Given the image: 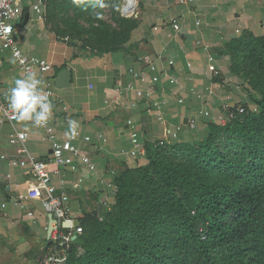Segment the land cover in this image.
Returning a JSON list of instances; mask_svg holds the SVG:
<instances>
[{
	"label": "crops",
	"instance_id": "crops-1",
	"mask_svg": "<svg viewBox=\"0 0 264 264\" xmlns=\"http://www.w3.org/2000/svg\"><path fill=\"white\" fill-rule=\"evenodd\" d=\"M138 6L131 41L116 54L105 57L77 55L61 46L46 31L45 22L37 21L28 4H24L23 17L16 23V40L22 50L54 67L51 74L54 87L62 66L72 72L70 88L56 89V98L51 101V124L57 139H69L65 135L69 131L68 119L76 120L80 125L78 132L92 139L90 144L74 140L73 145L91 158L97 168L95 172H88L85 167L75 172L69 168L58 169L54 164L46 167L55 186L62 180L67 183L84 180L82 191L70 190L74 220L80 221L83 212L90 213L86 208L93 204L95 189L101 201L111 200L110 190L102 184L103 180H109V169L118 166L120 161L132 166L144 159L121 155L122 150L130 148L129 120L134 122L145 145L158 141L176 143L178 138L191 135L177 130L188 118L198 122L193 135L205 134L208 121L196 118L200 111L210 112L217 122L222 115L225 117L226 107L250 104V97L231 73L232 44L238 39L264 36V0H195L194 4L138 0ZM26 13L30 14L27 23ZM174 20L180 26L179 32L173 29ZM32 48L37 50L35 54ZM150 64L156 67L155 72H151ZM131 70L143 75L145 81L135 80ZM154 76L159 81L153 86L150 80ZM22 77L12 56L0 51L2 105L9 107L6 99L9 89ZM128 86L133 89L129 90ZM211 90L213 94L209 95ZM147 92H152V99L147 100ZM152 102L163 104L159 112L165 125L158 121ZM15 131L29 135L25 147L31 155L38 160L50 158L51 146L43 128L31 122L10 124L4 121L2 112L0 155L9 160L18 157V147L9 143ZM9 160L0 165V264H38L39 257L45 258L54 246L49 233L51 216L40 201L27 199L35 181L24 170L12 167ZM57 169L59 175H55Z\"/></svg>",
	"mask_w": 264,
	"mask_h": 264
},
{
	"label": "trees",
	"instance_id": "trees-1",
	"mask_svg": "<svg viewBox=\"0 0 264 264\" xmlns=\"http://www.w3.org/2000/svg\"><path fill=\"white\" fill-rule=\"evenodd\" d=\"M244 42L232 44L233 65L247 46L257 56V68L264 69V36ZM259 104L264 105V98ZM254 116L246 107L244 115L228 123L230 133L243 141L248 158L255 156L257 144L250 125ZM207 126V139L194 146V164L189 166L165 162L166 144L145 145L149 166L157 170L182 211L173 224L176 236L153 243L148 230L130 219L131 178L125 175L117 182L118 216L93 232H87L86 220L80 219L82 234L71 245L65 264H264V163L231 160L214 145L211 130L218 125ZM230 176L238 180L229 181ZM147 211L152 213L151 224L160 220L159 207L149 205ZM152 231L158 236L165 228Z\"/></svg>",
	"mask_w": 264,
	"mask_h": 264
},
{
	"label": "rangeland",
	"instance_id": "rangeland-1",
	"mask_svg": "<svg viewBox=\"0 0 264 264\" xmlns=\"http://www.w3.org/2000/svg\"><path fill=\"white\" fill-rule=\"evenodd\" d=\"M135 1V14L131 17H124L121 13L122 0H104L107 5L104 9L94 7L95 0H46L44 26L56 42L68 50H73L74 54L96 57L110 56L119 52L131 41V28H134L138 17V0ZM97 11L102 13V19H96L93 15ZM65 38L69 40L66 41ZM31 52L35 54L34 52L37 50L32 48ZM257 66L256 54L249 47L244 46L233 65L234 68L231 69L238 86L250 97V104L243 105L250 110L254 107L258 109L250 122L257 139L253 158H248L243 152V141L235 134L230 133L229 121L223 115L217 122H214L215 117L212 115L208 118H197L208 121L207 125H218L211 130L214 145L222 153L227 154L231 160L246 164L253 161L258 165L264 163V105L259 104L264 98V69L260 70ZM196 125L198 126L197 121ZM197 126L194 130L187 128L180 133H190L191 135L187 138H178L176 143L170 141L163 147L162 158L165 162L181 166L194 164L191 157L192 150L198 143L205 142L209 134L207 126L203 136L199 137L195 133L193 135ZM118 163V166L108 170L109 173L114 172L117 177L114 183L115 187H106L110 190L112 201L110 198L101 201L100 193L98 190H94L93 204H89L86 208L87 211L90 210V213L83 212L81 215V219L86 220L85 230L93 232L96 228L110 223L118 216L116 203L119 187L117 182L124 179L125 175H129L132 189V199L128 201L130 219L137 224L138 228L148 230V236L153 243L159 240L163 244L168 238L176 236L173 224L177 221V217L182 215V211L176 200L166 191L165 183L157 170L149 166L146 157L140 163L132 166H128L124 161ZM227 179L229 181L238 180L236 176H230ZM149 205L159 207L161 213L158 222L154 221L151 224L152 213L147 211ZM155 228H165V231L163 234L155 236L152 231ZM138 235L140 234L138 233ZM43 261L44 256H40L38 264H43Z\"/></svg>",
	"mask_w": 264,
	"mask_h": 264
},
{
	"label": "built area",
	"instance_id": "built-area-1",
	"mask_svg": "<svg viewBox=\"0 0 264 264\" xmlns=\"http://www.w3.org/2000/svg\"><path fill=\"white\" fill-rule=\"evenodd\" d=\"M179 4H194L195 0H176ZM24 4H28L31 11L34 13L38 22H45V7L46 0H0V51L2 53H9L14 59L17 68L21 71L22 75L34 73L38 78L44 81L45 91L50 92V101H53L55 97L56 89L54 82L52 81V73L54 67L44 59L27 55L19 43L16 40V23L20 21L24 14ZM135 9L131 12H127L124 17H131L135 14ZM172 26L175 32L180 31V26L177 21H172ZM64 40L68 41V38ZM212 62L213 59L211 58ZM172 65V63H170ZM151 72L156 71V67L152 64L149 65ZM215 76H218V72L214 69L211 70ZM130 74L135 80L144 82L145 77L133 70ZM159 81V77L154 76L151 78L150 83L154 86ZM174 84V81H171ZM129 90L133 89V86H128ZM213 94V90L209 91V95ZM138 97L142 96V93L138 91ZM147 100L152 99V92H147ZM183 104V101H179ZM152 106L158 112L157 119L165 125L166 122L161 115V109L163 104L160 102H152ZM252 112H257V107H254ZM0 112L4 115V121L14 124V113L9 107L0 103ZM246 113V107L239 105L235 108L226 107L225 119L228 121L236 119L238 116ZM210 112L202 110L197 117L208 118ZM51 119L43 128L47 134V141L51 146V156L47 160H38L31 155L25 147V142L28 140L29 135L26 133L15 131L9 138L11 146L18 147L17 158L9 160L7 156L0 155V165L9 160V164L14 168H20L31 176L35 181V184L30 186L27 194V199L40 201L43 205L46 213L53 217L56 224L53 227L52 244H54L52 251L44 258L43 264H65L68 257V252L71 245L77 240L78 236L82 234V229L72 226L74 221L72 209L70 207V190L82 191L84 186V180L79 179L76 182L67 183L66 181H60L59 186L53 185L52 177L47 173L46 167L48 164H54L59 168H69L73 172L77 171L79 167H85L88 172H95L97 170L96 165L89 156L82 153L77 147L73 145L74 140L81 139L83 142L90 144L92 139L90 137L82 136L80 132L73 139L59 141L56 137L54 127L51 124ZM127 126L132 129L130 135V148L121 151L122 156H129L131 158L145 157L146 149L145 144L140 140L139 133L135 130V124L132 120L127 122ZM196 119L188 118L183 125L177 128L178 132H183L184 129L194 130L196 128ZM170 132L168 135L170 136ZM167 135V134H166ZM176 137V134L173 136ZM165 141H159V146H164ZM56 170L55 175H59V170ZM109 180H103L102 184L106 187H115L116 174L114 172H107ZM113 180V181H112ZM65 222L70 223L69 227H64Z\"/></svg>",
	"mask_w": 264,
	"mask_h": 264
},
{
	"label": "clouds",
	"instance_id": "clouds-1",
	"mask_svg": "<svg viewBox=\"0 0 264 264\" xmlns=\"http://www.w3.org/2000/svg\"><path fill=\"white\" fill-rule=\"evenodd\" d=\"M94 7L104 9L107 7L104 0H95ZM96 19H102L101 12H94ZM51 93L45 91L44 81L36 74L29 73L14 81L6 97L10 110L19 122H31L37 127L46 126L52 117L53 105L49 99ZM69 131L65 135L70 139L78 135L80 127L76 120L68 119Z\"/></svg>",
	"mask_w": 264,
	"mask_h": 264
},
{
	"label": "water",
	"instance_id": "water-1",
	"mask_svg": "<svg viewBox=\"0 0 264 264\" xmlns=\"http://www.w3.org/2000/svg\"><path fill=\"white\" fill-rule=\"evenodd\" d=\"M29 17H30V14L26 13L25 14V23L28 22ZM71 81H72V72L68 69L63 70L57 75V77L55 79V89H57V90L68 89V88H70ZM50 219H51V222H50L49 233L51 234L53 231V227L56 224V221L53 219V217H51ZM71 224L74 227H79L80 221L74 220ZM69 225H70V223H68V222H65L63 224L64 227H69Z\"/></svg>",
	"mask_w": 264,
	"mask_h": 264
},
{
	"label": "bare ground",
	"instance_id": "bare-ground-1",
	"mask_svg": "<svg viewBox=\"0 0 264 264\" xmlns=\"http://www.w3.org/2000/svg\"><path fill=\"white\" fill-rule=\"evenodd\" d=\"M135 1L134 0H122L121 12L126 15L129 11H133L135 9Z\"/></svg>",
	"mask_w": 264,
	"mask_h": 264
}]
</instances>
